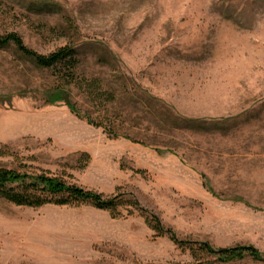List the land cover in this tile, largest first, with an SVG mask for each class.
<instances>
[{
    "label": "rangeland",
    "instance_id": "374dc122",
    "mask_svg": "<svg viewBox=\"0 0 264 264\" xmlns=\"http://www.w3.org/2000/svg\"><path fill=\"white\" fill-rule=\"evenodd\" d=\"M8 33L42 55L72 46L88 72L124 83L108 116L79 90L67 94L137 143L51 100L55 71L9 46L0 49V167L123 193L193 247L251 246L264 258V0H0ZM119 211L0 198V264L194 262L141 213Z\"/></svg>",
    "mask_w": 264,
    "mask_h": 264
},
{
    "label": "trees",
    "instance_id": "16d2710c",
    "mask_svg": "<svg viewBox=\"0 0 264 264\" xmlns=\"http://www.w3.org/2000/svg\"><path fill=\"white\" fill-rule=\"evenodd\" d=\"M9 46H13L17 53L31 61L35 68L55 71L56 78L51 86V92L54 94L50 96L51 100L66 102L73 115L88 125L101 128L108 137L112 139L124 137L137 143L127 136L119 135L117 123L120 122L106 120L102 117L99 120L91 118L88 113L78 109L69 100L67 94L71 88L79 90L95 106L100 107V112H104L105 116H108L116 111L117 94L119 87L125 86L124 83L111 86L100 78V74L88 72L82 65L83 60L79 58L78 50L69 45L42 55L27 48L21 37L15 33L0 35V49ZM90 59L101 67H107L112 62L106 53H94L90 55ZM182 123V128L193 129L198 122L183 120ZM84 158L89 159L87 155ZM0 198L15 206L28 208H40L46 205L76 207L87 204L97 210L109 212L112 218L123 216L119 211L121 207L127 215H132L137 211L141 213L142 217H145V223L152 231L160 236H166L178 249L182 251L187 249L194 261L190 264H229L242 261L247 257L256 261H264L262 255L251 246L213 248L209 243L202 242L199 243V247H193L197 243L179 239L171 230L165 229L157 217L154 215L147 217L145 215L147 212L140 207L139 203L132 198H127L123 193L104 197L96 192L84 190L74 184L45 174L37 175L0 167ZM197 253L211 257L212 262L197 256Z\"/></svg>",
    "mask_w": 264,
    "mask_h": 264
}]
</instances>
